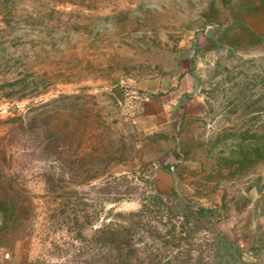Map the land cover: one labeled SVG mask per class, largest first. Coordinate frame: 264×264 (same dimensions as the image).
<instances>
[{"label":"rangeland","instance_id":"374dc122","mask_svg":"<svg viewBox=\"0 0 264 264\" xmlns=\"http://www.w3.org/2000/svg\"><path fill=\"white\" fill-rule=\"evenodd\" d=\"M0 264H264V0H0Z\"/></svg>","mask_w":264,"mask_h":264}]
</instances>
